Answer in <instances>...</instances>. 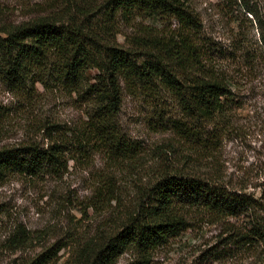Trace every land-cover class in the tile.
Segmentation results:
<instances>
[{"label":"trees","instance_id":"trees-1","mask_svg":"<svg viewBox=\"0 0 264 264\" xmlns=\"http://www.w3.org/2000/svg\"><path fill=\"white\" fill-rule=\"evenodd\" d=\"M209 2L202 10L212 8L211 17L228 26L226 45L209 35L197 0H43L21 18L0 0V85L28 114L44 93L56 92L84 113L73 126L40 119L35 126L46 143L1 147L0 181L57 175L70 161L87 163L96 154L111 167L135 168L144 148L120 122L128 96L148 106L150 130L172 133L200 154L183 149L177 153L183 169L158 168L122 214L77 245L76 264H117L129 250L137 251L139 264H151L158 247L191 226L193 211L219 220L252 214L247 231H236L226 244L264 241V190L256 197L185 172L189 162L219 148L243 107L242 79L264 65V0ZM12 108L0 101V124ZM96 179L89 206L104 208L118 198L115 175L100 172ZM28 240L20 228L13 246ZM62 248L48 247L21 264H49Z\"/></svg>","mask_w":264,"mask_h":264},{"label":"rangeland","instance_id":"rangeland-1","mask_svg":"<svg viewBox=\"0 0 264 264\" xmlns=\"http://www.w3.org/2000/svg\"><path fill=\"white\" fill-rule=\"evenodd\" d=\"M15 8L18 18L27 7L43 0H5ZM209 1L197 0L203 11L209 35L228 43V26L218 17H211ZM22 9V10H21ZM126 30V28H123ZM123 36L120 41H123ZM242 108L236 110L233 125L224 135L219 148L211 154L203 153L186 168L209 180H218L230 189L262 195L264 190V65L248 72L242 79ZM0 101L13 107L11 117L0 124V148L13 147L23 142L44 140L36 123L45 117L64 126L80 123L83 110L65 93H44L40 105L31 114L19 110L16 98L0 85ZM148 106L128 96L125 99L120 122L126 133L143 144L137 166L127 163L111 167L101 154L92 160L70 161L68 169L59 174L43 173L36 177L14 174L0 181V264H21L48 247H60L58 257L49 264H76V247L96 234L100 226L112 216L125 211L137 196L139 185H150L158 168L183 169L178 160L180 151L200 155L194 147L185 146L172 133L154 132L147 127ZM177 146V151L174 147ZM113 173L118 198L104 208L89 206L93 201L97 175ZM191 226L180 236L158 247L151 256V264H264V241L241 247L226 244L234 233L244 232L253 219L239 217L219 220L198 211L191 213ZM108 232L113 225H105ZM24 228L29 240L22 246H13V238ZM135 250L124 253L117 264H139Z\"/></svg>","mask_w":264,"mask_h":264}]
</instances>
